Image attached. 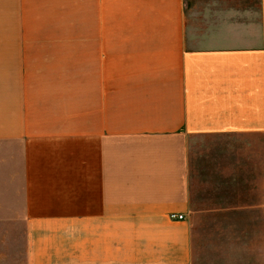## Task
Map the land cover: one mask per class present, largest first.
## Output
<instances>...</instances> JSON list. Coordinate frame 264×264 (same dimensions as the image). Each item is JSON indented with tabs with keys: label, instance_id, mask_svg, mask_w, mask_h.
I'll list each match as a JSON object with an SVG mask.
<instances>
[{
	"label": "crops",
	"instance_id": "1",
	"mask_svg": "<svg viewBox=\"0 0 264 264\" xmlns=\"http://www.w3.org/2000/svg\"><path fill=\"white\" fill-rule=\"evenodd\" d=\"M211 4L0 0V264L196 263L194 149L264 137V0Z\"/></svg>",
	"mask_w": 264,
	"mask_h": 264
},
{
	"label": "rangeland",
	"instance_id": "2",
	"mask_svg": "<svg viewBox=\"0 0 264 264\" xmlns=\"http://www.w3.org/2000/svg\"><path fill=\"white\" fill-rule=\"evenodd\" d=\"M256 1L186 0V24L200 35L207 27L198 22L199 16L211 3L232 6ZM192 161L195 264H264V213L256 200L264 192V137L222 141L210 150L201 142Z\"/></svg>",
	"mask_w": 264,
	"mask_h": 264
},
{
	"label": "built area",
	"instance_id": "3",
	"mask_svg": "<svg viewBox=\"0 0 264 264\" xmlns=\"http://www.w3.org/2000/svg\"><path fill=\"white\" fill-rule=\"evenodd\" d=\"M173 219H177V220H183L182 216H172Z\"/></svg>",
	"mask_w": 264,
	"mask_h": 264
}]
</instances>
